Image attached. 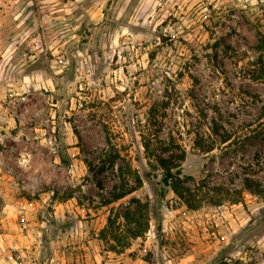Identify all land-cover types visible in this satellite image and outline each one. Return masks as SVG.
<instances>
[{
  "label": "rangeland",
  "instance_id": "1",
  "mask_svg": "<svg viewBox=\"0 0 264 264\" xmlns=\"http://www.w3.org/2000/svg\"><path fill=\"white\" fill-rule=\"evenodd\" d=\"M0 264H264V0H0Z\"/></svg>",
  "mask_w": 264,
  "mask_h": 264
},
{
  "label": "trees",
  "instance_id": "2",
  "mask_svg": "<svg viewBox=\"0 0 264 264\" xmlns=\"http://www.w3.org/2000/svg\"><path fill=\"white\" fill-rule=\"evenodd\" d=\"M144 148L148 152L149 157L155 158V162L163 170V185L171 188L180 199L187 202V205L190 208H193L186 196L189 193V189L185 188L181 183L183 177L182 164L175 163L173 158L165 159L162 156L152 154L151 143L149 141L145 142ZM184 160L185 156H182L180 162H183ZM137 182V187L128 190L115 189L116 191L112 193L111 199L106 202L105 205H110L135 193L139 187H142V180L139 176L137 177ZM248 187L249 190L259 194L262 192L261 190L254 188L250 183ZM66 198L71 199L73 196L69 195ZM121 217L124 220V223L119 222L118 218H109L107 228L101 233V240L108 243L111 251L116 253H122L130 247L133 240L142 238L149 232L150 204L148 202L143 203L139 199H132L130 205L126 208Z\"/></svg>",
  "mask_w": 264,
  "mask_h": 264
}]
</instances>
